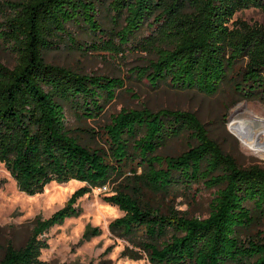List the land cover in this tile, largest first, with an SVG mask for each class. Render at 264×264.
<instances>
[{
    "label": "trees",
    "instance_id": "trees-1",
    "mask_svg": "<svg viewBox=\"0 0 264 264\" xmlns=\"http://www.w3.org/2000/svg\"><path fill=\"white\" fill-rule=\"evenodd\" d=\"M102 6L110 27L100 20ZM249 7L264 10V0L0 1V44L15 56L12 67L0 63V162L27 194L52 181L85 183L49 217H36L23 245L8 242L0 264H49L40 259L48 247L43 234L79 213V197L114 184L127 168L131 176L104 196L123 211L109 228L139 247L151 264H264V232L258 229L264 166H240L210 138L196 113L182 109H122L105 125L104 147H92L71 133L65 109L79 118L98 117L124 86L123 78L45 60V52L60 43L110 54L137 46L155 56L130 74L150 88L211 95L228 84L240 99L264 100V28L233 19ZM144 28L150 29L147 35L141 34ZM78 32L85 38H77ZM185 133L194 141L187 149L161 153ZM194 184L215 188L205 217L140 197L143 187L166 193ZM98 233L88 228L83 237ZM123 254L141 257L129 247Z\"/></svg>",
    "mask_w": 264,
    "mask_h": 264
},
{
    "label": "rangeland",
    "instance_id": "rangeland-1",
    "mask_svg": "<svg viewBox=\"0 0 264 264\" xmlns=\"http://www.w3.org/2000/svg\"><path fill=\"white\" fill-rule=\"evenodd\" d=\"M101 9L100 20L105 27H110L106 7L102 6ZM233 19H243L250 24L257 23L264 28V10L257 7L238 10ZM149 30L144 28L141 34L147 35ZM76 36L79 39L85 38L80 32ZM122 48L123 50L117 54H110L108 51L84 52L66 43H60L45 52V60L49 63L82 73L115 76L124 80V86L117 91L116 97L106 104L96 118H79L69 108L65 109L66 124L72 134L92 147H104L105 125L109 124L111 117L122 109L148 107L152 110L160 108L189 110L196 113L210 138L240 166H264V151L248 148L241 142L239 135L230 128L231 115L235 108H238L237 113L242 118L254 115L264 118L263 99H240L228 84H223L218 92L211 95L196 89H176L167 85L150 88L144 81L137 80L135 73L130 72L133 68L144 65L147 59L155 55L137 46L123 45ZM0 63L8 67L15 64L14 54L3 44H0ZM193 142L185 133L169 141L161 153L178 154ZM263 143L264 139L260 138L258 144ZM139 172L140 169L137 173ZM127 176H131L129 168L114 184H107L108 190L93 187L79 197L76 202L79 213L66 217L43 234L48 247L42 249L40 259L49 264H151L139 247L109 228V223L121 216L123 211L117 205L104 200V196L113 193L116 184L120 181L125 182L129 178ZM1 178L5 179V182L0 188V255L8 242L16 247L23 245L36 217H49L64 206L74 190L85 185L83 181L77 179L65 182L52 181L43 191L27 194L17 188L14 178L2 162ZM214 191L215 188H207L202 184H194L190 189L179 187L166 193L154 192L143 187L140 197L144 202L155 206L163 208L173 206L189 216L205 217L208 215ZM88 228H98L99 233L84 238L83 234ZM258 229L264 232V219ZM126 247L139 251L141 257L131 258L123 254Z\"/></svg>",
    "mask_w": 264,
    "mask_h": 264
},
{
    "label": "bare ground",
    "instance_id": "bare-ground-1",
    "mask_svg": "<svg viewBox=\"0 0 264 264\" xmlns=\"http://www.w3.org/2000/svg\"><path fill=\"white\" fill-rule=\"evenodd\" d=\"M235 108L231 115L230 128L239 135L241 142L248 148L264 151V143L258 144L260 138L264 139V118L258 115L242 118Z\"/></svg>",
    "mask_w": 264,
    "mask_h": 264
},
{
    "label": "built area",
    "instance_id": "built-area-1",
    "mask_svg": "<svg viewBox=\"0 0 264 264\" xmlns=\"http://www.w3.org/2000/svg\"><path fill=\"white\" fill-rule=\"evenodd\" d=\"M100 188L104 191L108 190L107 184H104L102 186H100Z\"/></svg>",
    "mask_w": 264,
    "mask_h": 264
}]
</instances>
